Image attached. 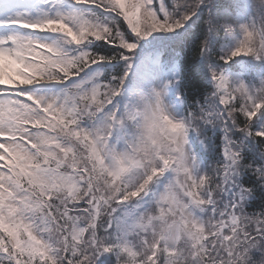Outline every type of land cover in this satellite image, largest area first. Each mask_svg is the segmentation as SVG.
<instances>
[{"label":"snow or ice","instance_id":"snow-or-ice-1","mask_svg":"<svg viewBox=\"0 0 264 264\" xmlns=\"http://www.w3.org/2000/svg\"><path fill=\"white\" fill-rule=\"evenodd\" d=\"M43 2L0 0V264H264V0Z\"/></svg>","mask_w":264,"mask_h":264},{"label":"rangeland","instance_id":"rangeland-1","mask_svg":"<svg viewBox=\"0 0 264 264\" xmlns=\"http://www.w3.org/2000/svg\"><path fill=\"white\" fill-rule=\"evenodd\" d=\"M40 1H41L40 3H38V4L36 3L38 5V8L32 10V15H37L38 14V10L46 8V6L44 5L43 0H40ZM157 35H162V34L158 33Z\"/></svg>","mask_w":264,"mask_h":264},{"label":"trees","instance_id":"trees-1","mask_svg":"<svg viewBox=\"0 0 264 264\" xmlns=\"http://www.w3.org/2000/svg\"><path fill=\"white\" fill-rule=\"evenodd\" d=\"M219 2L221 4H228V1L227 0H219ZM238 59H245V57H241V58H238Z\"/></svg>","mask_w":264,"mask_h":264},{"label":"bare ground","instance_id":"bare-ground-1","mask_svg":"<svg viewBox=\"0 0 264 264\" xmlns=\"http://www.w3.org/2000/svg\"><path fill=\"white\" fill-rule=\"evenodd\" d=\"M7 32H9V30H6V29H0V35L5 34V33H7Z\"/></svg>","mask_w":264,"mask_h":264}]
</instances>
